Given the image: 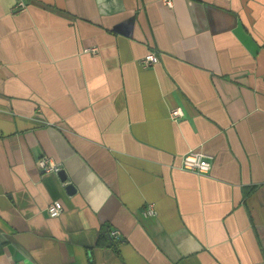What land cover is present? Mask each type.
I'll use <instances>...</instances> for the list:
<instances>
[{"label": "crops", "instance_id": "1", "mask_svg": "<svg viewBox=\"0 0 264 264\" xmlns=\"http://www.w3.org/2000/svg\"><path fill=\"white\" fill-rule=\"evenodd\" d=\"M0 264H264V0H0Z\"/></svg>", "mask_w": 264, "mask_h": 264}, {"label": "built area", "instance_id": "2", "mask_svg": "<svg viewBox=\"0 0 264 264\" xmlns=\"http://www.w3.org/2000/svg\"><path fill=\"white\" fill-rule=\"evenodd\" d=\"M165 2L170 5V0H165ZM17 6L21 9L25 8V4L22 1H19ZM83 51L93 55L97 54L96 47H87L83 49ZM158 61L159 57L155 53L150 52L144 55L139 63L141 67H149L156 64ZM180 116H182V111L179 107H176L170 112V117L173 119ZM211 162L212 158L210 156L205 155L199 150H190L183 155L180 166L186 171H191L197 174H206L210 170ZM36 163L42 171H52L54 173H58L60 171V166L46 157H40ZM61 212L62 207L57 201L49 203L46 207V213L49 217H58ZM153 213L154 211L152 207H148L145 210V214L147 215H151ZM108 234L112 239H118L120 237L119 231L116 229H110Z\"/></svg>", "mask_w": 264, "mask_h": 264}, {"label": "water", "instance_id": "3", "mask_svg": "<svg viewBox=\"0 0 264 264\" xmlns=\"http://www.w3.org/2000/svg\"><path fill=\"white\" fill-rule=\"evenodd\" d=\"M58 175H59V177H60V179H61L62 181H65V180H66V176H65V174L63 173V171L60 170V171L58 172ZM66 189H67L68 192H73V191H74L73 186L70 185V184H68V185L66 186Z\"/></svg>", "mask_w": 264, "mask_h": 264}]
</instances>
